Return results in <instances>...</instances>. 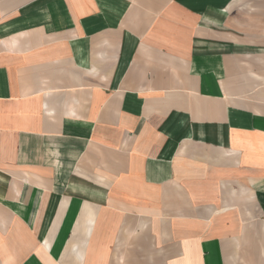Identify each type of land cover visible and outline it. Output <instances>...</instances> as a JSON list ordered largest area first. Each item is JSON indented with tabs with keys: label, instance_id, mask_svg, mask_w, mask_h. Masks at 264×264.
<instances>
[{
	"label": "crops",
	"instance_id": "1",
	"mask_svg": "<svg viewBox=\"0 0 264 264\" xmlns=\"http://www.w3.org/2000/svg\"><path fill=\"white\" fill-rule=\"evenodd\" d=\"M0 264H264V0H0Z\"/></svg>",
	"mask_w": 264,
	"mask_h": 264
}]
</instances>
